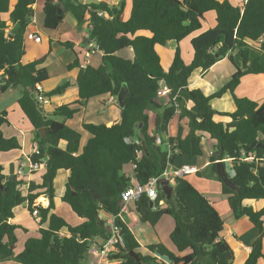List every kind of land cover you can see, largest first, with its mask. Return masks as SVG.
Masks as SVG:
<instances>
[{
	"label": "trees",
	"instance_id": "obj_1",
	"mask_svg": "<svg viewBox=\"0 0 264 264\" xmlns=\"http://www.w3.org/2000/svg\"><path fill=\"white\" fill-rule=\"evenodd\" d=\"M35 0H0V71L7 77L9 88H21L18 106L33 130V140L38 153L32 162L45 161L41 171L31 174L27 192L18 188L23 184L17 176L6 177L0 166V263L13 260L18 264H83L88 248L96 238L102 244L110 235L106 222L99 218L104 212L116 216L120 211V193L129 186L126 171L136 168L133 176L141 185L159 176L166 168L167 150L171 147L170 162L180 166L182 159L203 156L202 138L215 142L214 154L209 163L216 173V164L226 158L231 161L232 175L228 178L232 187L221 184L234 219L246 217L257 230L264 233V207L255 210L248 202L264 201V166L242 162L241 152L264 157V101L260 104L246 98H237L234 90L246 75L264 74V64L251 60V46L264 50V0H247L242 6L218 0H131L129 18L121 20L125 1L116 6L105 3L83 5L77 0H45L43 15L45 29L56 30L65 13L70 12L78 23L89 16L88 38L103 52L98 68L87 65L80 68L74 61L68 70L79 68L76 78L78 100L61 105L49 117L72 119L90 99L109 95L118 97L123 86L127 94L122 107L121 122L110 127L105 124H83L91 137L79 153L81 136L75 130L53 118L43 119L30 95L37 92L43 97L61 95L69 84H63L47 94L37 87L49 79L45 68H38L44 57L22 64L24 35L34 16ZM64 9L58 13L59 5ZM102 16H98V12ZM214 13L216 26L191 40L193 58L185 64L180 50L174 52L167 70L161 65L155 47H168L179 43L202 29L204 15ZM8 15L3 21L2 15ZM12 25L11 39L6 33ZM69 48L70 44H63ZM132 49L133 60L118 57L123 50ZM237 50L242 68L236 66L228 83L219 91L206 96L198 89L188 88V79L196 69L206 72L215 63ZM229 60L234 64L233 58ZM162 85L171 89L166 105H162L157 91ZM231 94L235 106L232 113H219L212 109L210 101ZM177 94L179 113L171 102ZM186 103H191L190 109ZM148 112L155 114L154 129L149 132ZM177 115L178 129L175 137L164 140L169 122ZM7 112L0 113V154L18 151L21 146L15 137L4 138L1 127L7 122ZM229 119L216 122L215 117ZM187 120L188 132L183 136L181 121ZM45 129L44 136L41 129ZM161 144L156 145V138ZM139 140L141 146L127 144L125 139ZM63 144V145H62ZM262 147L251 148L252 145ZM137 150L143 152L137 160ZM174 151H177L175 153ZM216 154V155H215ZM186 162V161H185ZM59 170L69 172L65 192L60 201L66 203L73 214L84 220L71 226L54 210L53 180ZM169 199L159 191L156 201L150 202L142 195L134 203V211L143 224L154 227L164 216H170L174 226L169 234L171 251L158 243L141 248L128 227L116 219L123 237V247L108 257L120 264H138L130 252L138 255L140 264H232L234 251L220 237L223 221L207 198L186 179L173 181ZM44 196L49 205L43 208L35 201ZM26 204L28 212L37 210L40 222L38 236L26 239L21 253L15 254V232L23 228L10 223L15 208ZM262 238L258 237L244 264H258L263 258Z\"/></svg>",
	"mask_w": 264,
	"mask_h": 264
},
{
	"label": "crops",
	"instance_id": "obj_2",
	"mask_svg": "<svg viewBox=\"0 0 264 264\" xmlns=\"http://www.w3.org/2000/svg\"><path fill=\"white\" fill-rule=\"evenodd\" d=\"M56 1V0H55ZM80 1V2H79ZM125 5L121 15L124 14L127 3L131 9V0H124ZM220 2L225 0H218ZM229 1L233 6H242L247 0H226ZM45 0H35L33 5V20L26 28L24 35V51L25 55L22 58V64H28L33 61L39 60L44 57V62L38 68H45L49 73V79L41 86L37 87V91L41 94H47L54 90L58 84H69V87L61 94L50 97L48 102L38 105L43 109V113L47 118L51 115L53 110L61 105L73 104L78 100V88L76 86V78L79 72V68L71 70L67 69V66L72 64L74 61L79 63L80 68H85L87 65L93 68H98L102 63L103 52L98 45L88 38V26L89 16L86 15L85 20L82 23H78L75 17L70 12H66L64 19L60 26L53 31L44 28V15L43 5ZM78 3L83 5H92L98 3H105L110 6H116L119 4V0H77ZM101 12V11H100ZM99 12V13H100ZM102 13V12H101ZM130 15V14H129ZM3 21L8 20V15H2ZM126 21V20H125ZM216 26V16L210 12L204 15V22L202 29L195 34L185 38L179 43L172 42L168 47L156 46L155 50L160 57L162 67L167 70L172 62L174 52L178 48L181 53V57L185 64H190L193 58V50L191 47V40L193 37L212 29ZM12 25L7 29L6 36L11 32ZM28 35H36L40 37V42L36 43L34 40L29 39ZM11 39V38H10ZM65 43H69V48L66 47ZM126 60H133L132 49H126L117 54ZM229 57L233 58L234 64L229 60ZM251 60L258 59L259 63L264 64V50H260L258 45L251 46ZM230 63V65L228 64ZM242 68L241 59L238 51L235 50L228 55V57L215 63L206 72H202L201 69H196L190 75L188 79L189 89H198L206 96H210L215 92L219 91L226 83L229 82L232 75L235 72V67ZM234 95L237 98H246L254 101L258 104L264 101V74L261 75H246L241 78L240 83L234 90ZM22 96L21 88H8L4 93L0 94V113L7 112V122L1 127L4 138H17L21 149L18 151H11L0 154V166L3 168V174L6 177L14 176L18 163L26 160L28 156H31L33 146L37 143L33 140V130L29 125L27 119L23 115L22 111L18 106V100ZM104 95L102 97L90 99L85 105L79 107L78 113L69 120L58 118L54 120L63 123L65 126L75 130L81 136L79 153L85 146L88 139L91 137L86 131L83 130V124H105L110 127L116 123L121 122L122 110L119 107L117 97ZM7 99L14 104V111L10 110L12 107H7L9 104ZM159 102L162 105H166L167 97L159 98ZM210 105L213 110L219 113H232L235 110L233 98L231 94L223 95L221 98H215L210 101ZM191 103H186V108L190 109ZM149 115V132L154 129L155 114L148 112ZM216 122L227 123L228 118L215 117ZM178 117L177 115L169 122L167 127V134L164 137L166 141L169 137H175L178 129ZM183 127V136L188 132L187 120L181 121ZM160 138V137H159ZM205 138V139H204ZM203 138L202 143H206L205 148L202 144L203 153L207 150V162L202 161L201 157H196L190 160L182 159L184 163L195 167L198 171L195 175H189L185 177L190 184H192L205 198L209 200L215 210L219 213L223 221V231L220 233V237L224 239L231 249L234 251L235 258L232 264H244L248 257L251 246L254 241L261 236L262 238V252L264 255V233L259 235L253 225L247 220L246 217L234 219L233 214L228 206L226 199L221 193V184L216 178L210 173L204 177H201V170L211 167L209 163L210 151H214L215 142L206 137ZM161 139V138H160ZM63 145V144H62ZM166 145V142L164 143ZM7 154V155H4ZM4 155V156H2ZM204 155V154H203ZM43 161V160H42ZM186 161V162H185ZM45 162V161H44ZM231 163L229 160H223L224 169L226 171L227 163ZM45 163L43 165V168ZM42 168V169H43ZM41 169V170H42ZM39 170V171H41ZM132 171L127 170L125 175L131 174ZM69 177V172L65 170H59L55 179L53 180L54 188V210L52 211L56 215L65 219L71 226H77L84 220L76 217L71 211L70 207L60 201V198L65 192V185ZM22 179V190L24 195L27 192L32 176L24 175L20 177ZM260 203V204H259ZM248 205L252 206L255 210H259L264 207V201L248 202ZM35 205H40L43 208H47L49 201L44 196H40L36 201ZM27 211V205L23 204L14 210V218L10 220V223L17 225L22 230L15 232L17 237V244L15 248V254L22 252L26 239L30 237H37L38 230H35L33 226L29 225L23 214ZM134 203L128 206V213L131 215V224L128 226L126 221L123 219L122 222L128 227L130 232L135 237L137 243L141 248L142 253H146V247L149 245H155L158 243L163 244L167 249L174 251L173 246L169 240V234L173 229L174 223L172 218L162 217L158 223L152 228L148 224H143L138 220L135 213L134 215ZM99 218L104 220L106 224L109 221V215L100 212ZM167 219V220H165ZM264 222V221H263ZM38 226V225H37ZM166 226V230H163L164 235L160 234L158 227ZM39 229V226L37 227ZM163 229V228H162ZM22 232L23 238L18 234ZM92 244L100 246V240L98 238L92 241ZM0 264H18L13 260L4 261ZM88 264H97V259L89 261ZM258 264H264V256L258 262Z\"/></svg>",
	"mask_w": 264,
	"mask_h": 264
},
{
	"label": "built area",
	"instance_id": "obj_3",
	"mask_svg": "<svg viewBox=\"0 0 264 264\" xmlns=\"http://www.w3.org/2000/svg\"><path fill=\"white\" fill-rule=\"evenodd\" d=\"M98 16H102V13L98 12ZM33 20V18H32ZM29 39L34 40L36 43L40 42V37L36 35H28ZM7 86V77L5 76L3 71H0V94L2 93V88ZM9 88V87H8ZM171 94V89L168 88L166 85H162L159 90L157 91V97H169ZM36 102L38 105H40L42 102H44V97L42 95H37ZM111 100L113 98L111 97ZM171 102L173 103L175 107V113H179V106L177 103V94L173 95L171 98ZM205 139V138H204ZM203 141V138H202ZM125 142L127 144H134L136 146H141V142L139 140H133V139H125ZM156 145L161 144V139L159 137L156 138L155 141ZM168 148V154H167V164L166 168L162 171V173L154 178H151L146 184L141 185L137 182L133 174L126 175V177L129 178V186L126 187L119 195L120 198V211L116 216L109 215V221H108V228H109V237L100 245L91 244V246L88 248L87 253L97 259V264H120L118 261H110L108 260V257L112 254H115L118 252L119 247H123V237L121 235L120 227L116 224V219H119L122 222V216L128 212V206L132 203H135L142 195H145L148 200L152 203L156 201L158 197V186L157 183L160 179H164L168 181L170 184L173 183L176 179H184L185 177L189 175H195L197 173V169L193 166H190L189 164H183L180 166L173 165L170 162L171 158V152L169 145ZM177 153V151H174ZM38 153V146L35 144L33 146V150L31 153V156L33 154ZM143 152L141 150H137L136 157L137 160L141 159ZM214 154V151H210L208 153L209 157H212ZM31 156H28L25 161L18 163L15 176L22 177L24 175L30 176L32 173L37 172L43 168L44 160H40V162H32ZM224 160H229V158H226ZM242 162L245 163H259L260 165L264 166V157L263 158H256V155L254 153H248L244 154L241 152V159ZM136 168V165H132V171ZM172 182V183H171ZM20 191H22V188H18ZM32 217L37 221V223L40 222V218L38 217L37 210H34L32 212Z\"/></svg>",
	"mask_w": 264,
	"mask_h": 264
},
{
	"label": "rangeland",
	"instance_id": "obj_4",
	"mask_svg": "<svg viewBox=\"0 0 264 264\" xmlns=\"http://www.w3.org/2000/svg\"><path fill=\"white\" fill-rule=\"evenodd\" d=\"M129 14H130V6H129V2L127 3V6H126V9H125V11H124V14H123V16H122V21H125V20H127L128 18H129ZM228 64L230 65V63L228 62ZM61 84H58V85H56L55 87H59ZM228 93H225V95H227ZM221 98V97H220ZM50 98H48V97H44V102H42L41 104H43L44 105V103H46V102H48V100H49ZM6 102H8V106L7 107H12L13 106V108L10 110L11 112H13L14 111V104H12L11 102H10V99H7V101ZM40 104V105H41ZM49 118H53V117H49ZM54 119V118H53ZM56 120H59L58 118H55ZM203 144V146H204V148H205V145H206V143H202ZM161 148H162V150H167V145H164V144H162L161 145ZM4 155H7V154H4ZM4 155H2V156H4ZM201 159H202V161H205V162H207V150L206 151H204V155L203 156H201ZM228 165H226V172L228 173V175L229 176H231L232 175V170H231V163L229 162V163H227ZM206 173L207 174H212L215 178H216V180H218V176H217V174L213 171V169H212V167H208V168H206V170L205 169H203V170H201V177H204V176H206ZM172 183V182H171ZM173 184L174 183H172L171 185H172V187H173ZM23 191V190H22ZM260 204V203H259ZM134 213V215H135V212H133ZM23 216H24V218L27 220V222L29 223V225H31V226H33L34 227V229L35 230H38V226H37V221L31 216V214L29 213V212H27V211H25L24 212V214H23ZM124 217H123V219L126 221V223H127V225L129 226L130 224L133 226L135 223H134V221H133V223L131 222V216H133V215H131L130 213H126V214H124L123 215ZM170 216H167V217H164V218H169ZM171 218V217H170ZM165 220H167V219H165ZM248 220V219H247ZM163 228V229H162ZM162 228L161 227H158V231L160 232V234H162V235H164V231L163 230H166V226H162ZM19 233V235L22 237L23 235V233L22 232H20V231H18ZM24 237V236H23ZM22 237V238H23ZM91 246V245H90ZM94 259H95V257H93V256H91V255H89L88 253L86 254V256H85V259H84V261H83V264H88V262L89 261H94Z\"/></svg>",
	"mask_w": 264,
	"mask_h": 264
},
{
	"label": "water",
	"instance_id": "obj_5",
	"mask_svg": "<svg viewBox=\"0 0 264 264\" xmlns=\"http://www.w3.org/2000/svg\"><path fill=\"white\" fill-rule=\"evenodd\" d=\"M63 9H64V5L60 4L59 8H58V13L61 14ZM10 38H11V36L8 35L7 39H10ZM126 94H127L126 87L123 86V88L121 90V93L117 97L118 102H119V107L121 108V110H122V107L124 105V100H125ZM37 95H38L37 92H34V93H32L30 95V98L35 103H36V98L35 97ZM38 111L42 115L43 119L46 120V117H45V115L43 113V109L40 106H38ZM41 134L44 136V134H45V129L44 128L41 129ZM254 147H262V145L259 144V145H252L251 146V148H254ZM216 174H217L218 178L222 181L223 184H225L226 186L232 187V183H231L230 179L228 178V175L225 172L224 165H223L222 161L217 162V164H216ZM157 186H158L157 187L158 190L161 191L166 196L167 199H169L171 197L173 188H172V185L168 181H166L164 179H160L158 181V183H157ZM130 256L133 257L138 262V264H140L139 257H138V255L136 253L130 252Z\"/></svg>",
	"mask_w": 264,
	"mask_h": 264
}]
</instances>
